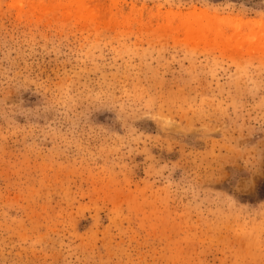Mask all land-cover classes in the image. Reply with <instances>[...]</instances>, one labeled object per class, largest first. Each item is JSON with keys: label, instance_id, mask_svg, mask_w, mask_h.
<instances>
[{"label": "rangeland", "instance_id": "obj_1", "mask_svg": "<svg viewBox=\"0 0 264 264\" xmlns=\"http://www.w3.org/2000/svg\"><path fill=\"white\" fill-rule=\"evenodd\" d=\"M0 264H264V0H0Z\"/></svg>", "mask_w": 264, "mask_h": 264}]
</instances>
